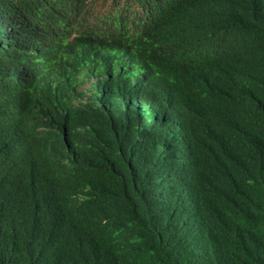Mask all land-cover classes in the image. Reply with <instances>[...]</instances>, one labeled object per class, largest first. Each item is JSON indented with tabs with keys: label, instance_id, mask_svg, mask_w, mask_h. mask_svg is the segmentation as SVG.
Instances as JSON below:
<instances>
[{
	"label": "trees",
	"instance_id": "16d2710c",
	"mask_svg": "<svg viewBox=\"0 0 264 264\" xmlns=\"http://www.w3.org/2000/svg\"><path fill=\"white\" fill-rule=\"evenodd\" d=\"M0 264H264V0H0Z\"/></svg>",
	"mask_w": 264,
	"mask_h": 264
}]
</instances>
